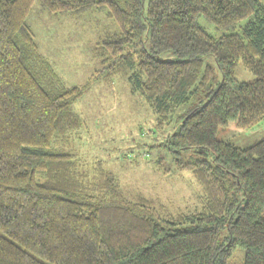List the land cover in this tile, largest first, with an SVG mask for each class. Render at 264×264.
Wrapping results in <instances>:
<instances>
[{
    "label": "trees",
    "instance_id": "trees-1",
    "mask_svg": "<svg viewBox=\"0 0 264 264\" xmlns=\"http://www.w3.org/2000/svg\"><path fill=\"white\" fill-rule=\"evenodd\" d=\"M35 1L54 17L106 9L119 29L109 67L137 55L130 91L158 127L174 123L164 145L199 186V207L129 198L100 162L52 148L80 127L82 88L62 87L40 54L26 23ZM200 17L232 32L215 38ZM239 61L254 81L234 77ZM263 117L260 0H0V264H228L236 248L243 264H264V138L244 149L216 138Z\"/></svg>",
    "mask_w": 264,
    "mask_h": 264
},
{
    "label": "rangeland",
    "instance_id": "rangeland-1",
    "mask_svg": "<svg viewBox=\"0 0 264 264\" xmlns=\"http://www.w3.org/2000/svg\"><path fill=\"white\" fill-rule=\"evenodd\" d=\"M260 4L264 9V0ZM198 22L215 38L232 32L216 31L202 17ZM26 23L60 85L82 88V95L71 104L81 125L67 142L57 141L52 148L73 153L89 167L100 162L114 173L129 198L143 196L173 212L199 207V186L190 173L177 169L174 154L164 145L174 123L158 127L156 115L137 93L130 91L127 77L136 69L137 55L131 57V68L121 69L115 63L109 67L113 64L105 58L109 56L106 43L115 40L119 29L106 9L91 7L75 16L54 17L35 1ZM204 63L212 68L218 81L219 72L212 58H204ZM234 77L244 82L255 79L242 61L237 63ZM216 138L244 149L264 138V117L248 129L218 127ZM190 153L183 152V159H188ZM243 260V249L236 248L227 263L243 264Z\"/></svg>",
    "mask_w": 264,
    "mask_h": 264
}]
</instances>
